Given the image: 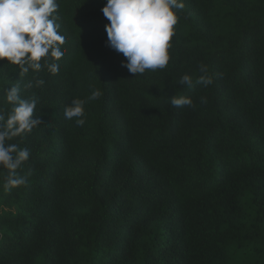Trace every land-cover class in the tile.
<instances>
[{"label":"trees","instance_id":"trees-1","mask_svg":"<svg viewBox=\"0 0 264 264\" xmlns=\"http://www.w3.org/2000/svg\"><path fill=\"white\" fill-rule=\"evenodd\" d=\"M59 3L58 74L0 60V113L19 85L41 116L12 141L28 183L5 191L0 168V264H264V0H184L168 67L137 76L106 44V0ZM94 88L85 124L65 119Z\"/></svg>","mask_w":264,"mask_h":264},{"label":"clouds","instance_id":"clouds-1","mask_svg":"<svg viewBox=\"0 0 264 264\" xmlns=\"http://www.w3.org/2000/svg\"><path fill=\"white\" fill-rule=\"evenodd\" d=\"M184 8V0H106L101 8L109 21L105 26L106 44L126 58L122 67L135 76L147 70L165 69L171 59L169 49L179 22L178 13ZM59 9V0H0V60L7 58L9 64L17 66L20 76L43 68L52 75L58 74L66 42V34L60 31ZM199 72L195 83L205 87L214 83L207 65L201 64ZM179 83L191 88L193 76L186 73ZM44 84L43 79H35L34 84L29 81L25 88ZM21 92L19 85L5 88L3 99L11 109L7 117L0 113V168L8 170L5 191L26 185L31 175L30 171H17L29 160L31 150L12 141L26 137L41 124V116L36 115L40 98L35 94L25 97ZM102 94L94 88L90 96L73 99L64 109L65 119H75L77 125L83 126L85 105ZM201 102L206 103L207 99L202 97ZM170 103L173 107L193 106L191 97L175 94Z\"/></svg>","mask_w":264,"mask_h":264}]
</instances>
